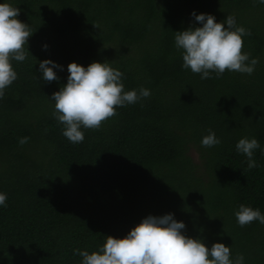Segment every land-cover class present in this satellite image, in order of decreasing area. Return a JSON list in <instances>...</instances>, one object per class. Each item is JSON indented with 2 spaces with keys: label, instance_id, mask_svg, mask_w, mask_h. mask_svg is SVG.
<instances>
[{
  "label": "trees",
  "instance_id": "16d2710c",
  "mask_svg": "<svg viewBox=\"0 0 264 264\" xmlns=\"http://www.w3.org/2000/svg\"><path fill=\"white\" fill-rule=\"evenodd\" d=\"M33 31L17 78L0 99V264H79L74 249L98 250L148 214L171 212L186 235L220 241L244 264H264V224L241 227L243 203L264 214V154L257 167L235 150L241 137L264 147V5L256 0H8ZM227 14L250 35L241 51L258 63L251 75L225 70L201 79L181 67L175 31L198 26L190 15ZM47 44V48L42 45ZM51 58L59 79H37ZM105 61L122 73L124 90L150 96L116 108L71 143L53 116L54 91L67 64ZM215 132L221 143L201 146ZM27 136L24 145L19 138ZM198 147L201 162L189 154ZM203 167L204 170H200Z\"/></svg>",
  "mask_w": 264,
  "mask_h": 264
},
{
  "label": "clouds",
  "instance_id": "9594fccd",
  "mask_svg": "<svg viewBox=\"0 0 264 264\" xmlns=\"http://www.w3.org/2000/svg\"><path fill=\"white\" fill-rule=\"evenodd\" d=\"M264 5V0H256ZM20 9L8 0H0V99L5 89L17 78L11 61H24L29 52L27 38L32 34L27 23L18 19ZM198 26L175 31V47L181 51V67L199 73L201 79L210 78L212 72L220 76L228 70L251 75L258 63L242 52V37L250 35L238 25L233 15L227 14L218 21L213 14L195 10L190 13ZM47 48V44L42 45ZM63 66L51 58L39 61L37 79L50 82L59 79L55 69ZM67 78L50 99L54 101L53 116L63 125L62 135L71 143L84 140L82 129H96L101 122L116 115V108L136 103L150 96V90L141 86L124 90L123 73L105 61H92L84 66L75 61L67 64ZM29 137L19 138L24 145ZM220 138L209 130L202 136L201 146L210 148L220 144ZM260 149L256 137H241L235 150L247 157L249 169L257 167L254 150ZM7 196L0 192V207L6 206ZM236 222L241 226L257 221L264 224V214L259 208L241 203L234 210ZM184 221L177 220L171 212L163 215L148 214L132 226L122 237L106 235L98 250L74 249L81 257L79 264H244V256L233 258L230 245L220 241L206 245L199 237L186 235Z\"/></svg>",
  "mask_w": 264,
  "mask_h": 264
},
{
  "label": "rangeland",
  "instance_id": "374dc122",
  "mask_svg": "<svg viewBox=\"0 0 264 264\" xmlns=\"http://www.w3.org/2000/svg\"><path fill=\"white\" fill-rule=\"evenodd\" d=\"M189 154L192 156L193 160L197 163L201 162V156L198 150V147L196 145H193L192 147H190L189 149ZM200 170H204L203 167H200Z\"/></svg>",
  "mask_w": 264,
  "mask_h": 264
}]
</instances>
